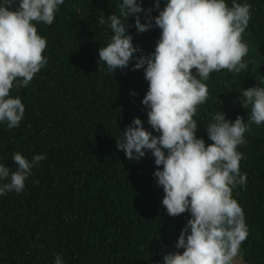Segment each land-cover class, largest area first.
I'll use <instances>...</instances> for the list:
<instances>
[{
	"label": "trees",
	"instance_id": "trees-1",
	"mask_svg": "<svg viewBox=\"0 0 264 264\" xmlns=\"http://www.w3.org/2000/svg\"><path fill=\"white\" fill-rule=\"evenodd\" d=\"M120 2L64 0L51 25L34 22L47 41V64L27 87L11 90L25 113L19 127L0 122V163L15 170L16 152L29 160L36 154L46 159L32 169L21 193L0 196V264H54L58 253L64 264H162L163 255L176 250L190 213L167 214L150 152L130 161L116 147L135 117L153 131L142 104L149 82L143 69L131 70L135 61L115 74L103 62L97 64L99 48L112 35L99 17L118 14ZM236 2L251 5L242 34L248 67L240 73L213 72L203 81L208 98L193 118L206 144L211 143L206 124L216 112L230 120L239 114L247 123L250 106L244 109L240 96L249 87H264V0ZM226 3L231 7L233 0ZM154 4L142 0L144 9ZM165 4L160 0L161 9ZM158 14L153 10V16ZM128 23L133 43L152 53L161 30L153 26L138 33L134 17ZM245 140L238 151L247 183L233 188L232 196L244 210L248 235L236 259L264 264V124H251Z\"/></svg>",
	"mask_w": 264,
	"mask_h": 264
},
{
	"label": "clouds",
	"instance_id": "clouds-1",
	"mask_svg": "<svg viewBox=\"0 0 264 264\" xmlns=\"http://www.w3.org/2000/svg\"><path fill=\"white\" fill-rule=\"evenodd\" d=\"M63 3L0 0V122H7L9 129L19 127L25 113L21 98L11 96V90L27 87L47 64L43 55L47 41L38 34L36 23L51 25ZM117 7L118 14L99 17V24L106 25L107 35L109 31L112 35L99 48L97 64L103 62L109 74L128 68L131 61H135L131 70L143 69L149 85L142 104L156 134L135 117L116 139V147L130 161H139L150 152L167 214L190 213L176 250L166 252L162 264H234L248 235L244 210L232 196L233 188L247 183V174L240 172L238 146L246 143L251 124H264V87H249L240 96L242 107L250 106L247 123L239 114L235 120L227 119L221 110L214 114L206 124L211 143L197 136L198 122L193 117L208 98L203 81L211 73L247 69L243 58L248 46L242 34L251 5L236 0L231 7L226 0H166L161 9L160 0H155L153 7L144 9L142 0H122ZM153 10L159 14L153 16ZM133 17L138 33L153 26L161 30L152 53L145 54L133 43L128 23ZM44 159V154L29 160L16 152L12 157L15 170L0 163V196L21 193L32 169ZM54 264H64L59 253Z\"/></svg>",
	"mask_w": 264,
	"mask_h": 264
},
{
	"label": "rangeland",
	"instance_id": "rangeland-1",
	"mask_svg": "<svg viewBox=\"0 0 264 264\" xmlns=\"http://www.w3.org/2000/svg\"><path fill=\"white\" fill-rule=\"evenodd\" d=\"M234 264H243V263L235 259Z\"/></svg>",
	"mask_w": 264,
	"mask_h": 264
}]
</instances>
